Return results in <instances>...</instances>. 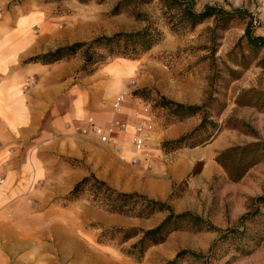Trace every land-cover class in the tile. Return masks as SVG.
I'll use <instances>...</instances> for the list:
<instances>
[{"label":"rangeland","instance_id":"374dc122","mask_svg":"<svg viewBox=\"0 0 264 264\" xmlns=\"http://www.w3.org/2000/svg\"><path fill=\"white\" fill-rule=\"evenodd\" d=\"M121 1L10 0L8 3V7L17 6L20 10L48 6L50 16L41 32L49 33L45 27L57 29L61 34L67 32L71 37L65 39L67 42L63 46L89 42L101 35L140 30L146 21L136 19V11L144 14L162 32L161 39L136 58L107 56L91 67L93 71L87 67L77 72L80 77L90 76L91 83L100 80L109 88L117 87L115 96L124 94L125 97L122 108L127 109L126 114L132 111L138 120H134V127L144 122L151 126L147 129L149 144L136 150L130 128H124L123 138L120 136L118 142H97L103 149L95 148L88 159L70 158L67 161L60 158L58 175L70 169L85 175L94 173L117 190L166 200L176 212L192 211L209 218L222 229L237 227V219L247 210L249 198L262 191L264 161L251 167L240 180L231 182L214 161V156L226 147L256 141L251 133L243 131L240 122L249 124L258 137L264 139V95L256 93L264 92V68L253 62L234 79L226 74L224 67V63L230 64L227 54L242 36L245 23L233 20L226 30L216 31L211 38V20L192 30L173 31L164 23L158 0L123 3L121 12L112 14V8ZM195 1L198 9L206 4H219L227 9L244 7L255 18V33L264 35V0ZM34 29L39 30L38 26ZM96 51L104 54L102 49ZM77 55L84 65L83 52L79 51ZM142 88L148 89L153 99L165 96L183 104H203V111L185 119L190 122V127L184 133L163 137L160 132L174 128L178 122L165 109L155 108L153 101L132 94L133 90ZM114 97L108 101L111 112ZM250 97L255 105L237 103L239 99L244 101ZM203 116L221 126V130L215 134L216 129L208 125L202 135L192 137L186 143L210 136L208 143L200 145L202 149L188 146L170 152L161 149L163 142L192 131ZM233 124L240 127L233 128ZM60 160L66 162L64 166ZM66 196L57 198L51 209L37 210L32 219L26 220L21 226L20 237L24 248L9 259V264H264L262 213L245 224L247 235L262 231L259 246L250 255L241 256L232 249L237 238L217 242L209 252L211 243L217 240V233L181 230L170 233L162 243L150 246L141 258L135 259L125 250L136 238L122 242L118 234L100 236L102 230L133 226L150 228L158 224L163 214L147 219L126 217L100 207L89 192H83L73 201L64 199ZM182 250L201 253L204 257L179 255Z\"/></svg>","mask_w":264,"mask_h":264},{"label":"crops","instance_id":"0c3cea01","mask_svg":"<svg viewBox=\"0 0 264 264\" xmlns=\"http://www.w3.org/2000/svg\"><path fill=\"white\" fill-rule=\"evenodd\" d=\"M9 1L0 0V264H9L24 248L20 237L26 220L37 210L51 209L85 175L70 169L59 176V159H88L95 148L103 149L89 118L104 133L112 122L124 123L131 129L132 143L138 121L126 108L109 110L117 87L77 75L83 70L77 53L51 64L31 61L63 46L71 36L52 27L44 28L48 34L41 32L50 16L48 6L20 10L8 7ZM186 121L160 135L184 133L190 127ZM122 130L113 127L108 143L123 138ZM147 134L145 130V146Z\"/></svg>","mask_w":264,"mask_h":264},{"label":"trees","instance_id":"16d2710c","mask_svg":"<svg viewBox=\"0 0 264 264\" xmlns=\"http://www.w3.org/2000/svg\"><path fill=\"white\" fill-rule=\"evenodd\" d=\"M83 1L85 2V0ZM102 1L98 0V2ZM138 1L122 0L112 8L111 13H120L121 4L123 3H137ZM158 1L164 23L173 31L192 30L201 23L211 20L210 33L211 38H213L216 31L226 30L231 21L242 20L245 23L243 34L227 54V60L230 61V64L224 63L226 74L236 79L240 76L241 71L248 68L253 62L257 66L264 68V35L255 33V18L246 8L230 6L227 9L219 4H206L198 9L196 8L195 0ZM134 16L138 20L146 21L142 29L133 32H117L110 36L101 35L89 42H75L57 47L55 50L31 58V61L36 60L44 64H51L59 61L65 55H73L82 51L84 58L83 70L90 67L91 71H93L91 67L97 62L101 63L104 61L107 56L136 58L155 45L161 39L162 32L141 12H134ZM97 49H102L104 54H98ZM212 54L213 49L211 48V57H213ZM256 93L258 96L264 95V92L256 91ZM132 94L143 100L153 101L155 108L165 109L177 122L202 113L204 108L203 104H183L165 96L153 99L146 88L133 90ZM237 103L255 105L251 97L244 101L239 99ZM234 123L238 122L234 120ZM240 124L238 125L245 129L243 131L251 133L257 138L256 141L226 147L218 151L214 156V161L223 169L231 182L240 180L251 167L264 161V139L258 137L249 124L244 122H240ZM208 125L216 129L215 134L221 130V126H217L215 122H211L207 120L206 116H203L200 123L192 131L175 140L163 142L161 149L164 152H170L183 146L194 148L208 143L211 140L210 136L186 144L192 137L202 135ZM240 126L233 124V128ZM261 190L259 195L249 198L247 210L237 219V227H227L225 229L217 227L209 218L192 211L176 212L166 200L153 199L138 192L117 190L106 181L99 179L94 173H88L77 181L64 199L73 201L83 192H89L96 204L111 213L144 219L151 218L156 214H163L158 224L150 228L133 226L110 227L102 230L100 236L118 234L122 242L136 238L129 248L125 250L127 255L135 259L141 258L150 246L162 243L170 233L181 230L196 233H217V240L211 243L209 252H212L217 242L237 238L238 241L233 244L232 249L239 255L246 256L255 251L262 239V231L252 232L249 235L245 231L247 222L253 221L259 213L264 215V186H262ZM245 238L247 239L245 240ZM183 254L204 257V254L188 250H182L179 253V255ZM174 261H171V263H174Z\"/></svg>","mask_w":264,"mask_h":264},{"label":"built area","instance_id":"2783aa9c","mask_svg":"<svg viewBox=\"0 0 264 264\" xmlns=\"http://www.w3.org/2000/svg\"><path fill=\"white\" fill-rule=\"evenodd\" d=\"M125 101L124 94H118L114 101L112 102V108L113 111L118 112L122 108V104ZM89 123L91 124V131L95 133L96 135L99 136V140L101 142H109V134L112 132L113 127L118 126L121 129L125 128L124 123H119L118 121L112 122L108 127L106 133L103 132L100 126L95 125L92 123V119L89 118ZM151 127L150 125L144 124V123H139L135 127V133H134V147L136 150H140L144 147L145 145V137H144V131L149 129Z\"/></svg>","mask_w":264,"mask_h":264}]
</instances>
